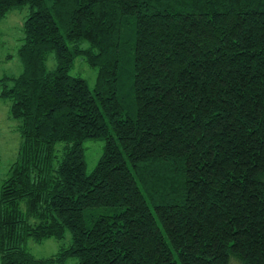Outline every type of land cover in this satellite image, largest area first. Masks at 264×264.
<instances>
[{
    "label": "trees",
    "instance_id": "16d2710c",
    "mask_svg": "<svg viewBox=\"0 0 264 264\" xmlns=\"http://www.w3.org/2000/svg\"><path fill=\"white\" fill-rule=\"evenodd\" d=\"M23 1V66L0 75L21 133L0 264H264V0H0V15ZM79 53L92 85L69 72ZM87 135L103 138L89 170ZM66 228L46 256L24 245Z\"/></svg>",
    "mask_w": 264,
    "mask_h": 264
},
{
    "label": "rangeland",
    "instance_id": "374dc122",
    "mask_svg": "<svg viewBox=\"0 0 264 264\" xmlns=\"http://www.w3.org/2000/svg\"><path fill=\"white\" fill-rule=\"evenodd\" d=\"M28 9V1H23L13 4L0 15V75L15 73L23 66L17 53V46L23 34L22 19ZM45 63L47 67L55 64L54 54L51 50L47 53ZM69 72L82 73L87 82L92 85L97 71L96 65L90 64L79 53L74 56L72 64L69 66ZM7 80H10V77H7ZM9 101L8 96H0V180L8 174L10 161L16 157L21 141V133L17 128L18 118L9 114ZM102 143L101 136H84L82 144L85 169L89 170L95 163L97 155L102 150ZM70 237L69 229L66 228L61 237L49 234L42 238H35L27 235L24 245L34 255L46 256V254L55 252L61 245L67 244ZM77 258L75 254H67L64 258L46 261L43 264H74Z\"/></svg>",
    "mask_w": 264,
    "mask_h": 264
}]
</instances>
